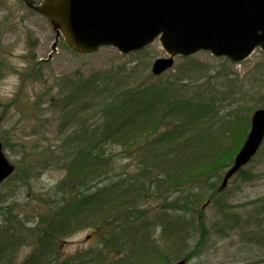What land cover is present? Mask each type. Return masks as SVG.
I'll return each mask as SVG.
<instances>
[{
    "label": "rangeland",
    "instance_id": "1",
    "mask_svg": "<svg viewBox=\"0 0 264 264\" xmlns=\"http://www.w3.org/2000/svg\"><path fill=\"white\" fill-rule=\"evenodd\" d=\"M164 56L167 53L158 39L138 52L127 54H121L109 45L94 53H76L45 16L27 15L15 0H0V140L6 158L15 165L13 173L0 184V194L15 184L20 189L19 206L22 202L25 210L31 213L42 203L41 209L46 210L50 197L48 188L66 175L62 166L64 151L56 149L64 145L65 132L69 128L61 130L58 127L72 121L65 115L60 100L75 91L76 86L81 87L77 88L78 97H82L80 100L86 99L85 92L89 89L85 85L91 78L99 77L97 72L107 76L115 90L137 83L150 72L152 62ZM185 57H174V65L165 73L168 79L176 80L177 84L183 81L184 92L193 100L200 98L214 102L208 104L201 121L184 119V131L178 138V142L188 140L181 148L183 155L173 159H149L150 153L167 148L168 141L164 140L145 143L147 148L140 160L156 162L166 172L184 170L192 175L196 173L194 163L200 164L198 158L202 159L207 152L216 153L227 145L224 129L228 125L234 129V119L228 117L229 112L240 107V115L250 119L254 109L264 106V51L257 47L246 59L236 63L226 57L213 56L207 50L197 51L189 60ZM75 101L72 100L70 105ZM205 115L209 120L208 117L205 120ZM174 121L181 122V119L175 116ZM84 122L86 126L94 123L90 116ZM175 122L170 125L174 126ZM73 126L74 122L70 128ZM34 144L42 150L48 148L47 151L52 153L45 159L30 158L22 153L24 146L26 151H34ZM260 146L251 161L244 165L245 176H232L222 189L220 199L232 205L224 212L228 214L224 222L220 223L221 209L213 202L203 205L202 211L197 213L204 225L205 239L197 255L185 264H264V245L258 244L264 238V201L257 200L264 197V139ZM106 148L114 152L120 150L112 144ZM91 169L87 170V176L96 173L94 168ZM177 195L170 193L165 201ZM162 201L163 196L146 203L151 210L148 224L140 232L144 238L143 253L134 249L136 238H130L127 245L133 262L158 264L162 261L161 251L168 248H176L177 254L180 252L179 256H182L198 239L197 233L187 236L182 230L173 232L176 225H171L172 221L181 212L164 211ZM193 225L194 228L198 226L196 217ZM241 231L249 237L253 234V238L246 241ZM91 236V230L83 228L60 241L59 252L71 254L90 246L95 241ZM31 251L32 245L19 248L17 261L23 260Z\"/></svg>",
    "mask_w": 264,
    "mask_h": 264
},
{
    "label": "trees",
    "instance_id": "2",
    "mask_svg": "<svg viewBox=\"0 0 264 264\" xmlns=\"http://www.w3.org/2000/svg\"><path fill=\"white\" fill-rule=\"evenodd\" d=\"M185 58L189 60L191 56ZM165 73L155 75L150 70L139 82L115 90L107 76L97 72L99 77L91 78L85 85L89 89L85 92L88 95L86 99L80 100L82 97H78L75 85V91L60 100L65 115L72 121L63 122L58 127L61 130L69 128L65 132L64 145L56 149L64 151L62 166L66 175L48 188L50 197L46 210L41 209L42 203L37 206V211L33 209L31 213L25 210L22 202L19 206L17 197L20 189L15 184L0 194V264L137 263L129 258L127 245L130 238H136L134 249L143 253L141 245L144 238L140 232L148 224L151 210L146 203L162 196L164 211L181 212L172 221L171 225H176L173 232L182 230L187 236L197 233L198 239L182 256H179L180 252L177 254L176 248L163 249L162 261L158 264H172L182 258L187 261L197 255L205 239L204 225L198 215L202 206L209 201L215 203L221 209L220 223L228 216L224 213L226 209L232 207L220 199V185L246 138L251 117L240 115V107L227 114L234 119V129L228 125L223 132L227 145L216 153L207 152L202 159L198 158L200 164L194 163L196 173L189 175L184 170L172 173L160 169L149 159H173L183 155L181 148L188 140L178 142V138L184 131V119L193 122L198 118L201 121L205 118L203 112L207 111L208 104L214 102L200 98L193 100L184 92L186 85L183 81L177 84ZM59 88L61 90L60 84ZM74 99L75 103L70 105ZM234 112H237L235 116ZM88 116L94 123L86 126L84 119ZM175 116L181 122H175ZM205 116V120L207 117L209 120V116ZM73 122L74 126L70 128ZM173 122L175 124L171 126ZM164 140L168 141L166 149H159L154 154L148 150L149 159L140 160L147 148L145 143ZM110 144L120 150L109 151L106 146ZM6 145L4 140L3 146ZM33 150L26 151L24 146L22 153L40 159L52 153L47 151L48 148L42 150L35 144ZM244 165L231 177L245 176ZM91 168L96 173L87 176V170ZM170 193L178 195L165 201ZM257 200L264 201V197ZM195 217L198 226L194 228ZM83 228L91 230V239L95 241L71 254L59 252L60 241ZM240 234L246 236V241L253 238V234L250 237L242 231ZM258 244L263 246L264 238ZM27 245H32V251L17 261V250Z\"/></svg>",
    "mask_w": 264,
    "mask_h": 264
},
{
    "label": "water",
    "instance_id": "3",
    "mask_svg": "<svg viewBox=\"0 0 264 264\" xmlns=\"http://www.w3.org/2000/svg\"><path fill=\"white\" fill-rule=\"evenodd\" d=\"M35 10L79 53L110 44L126 54L157 38L167 56L153 61L154 74L171 68L175 55L207 50L236 63L257 47L264 51V0H42ZM250 125L221 188L260 147L264 106L252 113ZM13 170L0 142V184Z\"/></svg>",
    "mask_w": 264,
    "mask_h": 264
},
{
    "label": "flooded vegetation",
    "instance_id": "4",
    "mask_svg": "<svg viewBox=\"0 0 264 264\" xmlns=\"http://www.w3.org/2000/svg\"><path fill=\"white\" fill-rule=\"evenodd\" d=\"M42 0H15L16 4L22 6L25 14L42 15L40 12L35 10V6H38ZM44 16V15H43Z\"/></svg>",
    "mask_w": 264,
    "mask_h": 264
}]
</instances>
